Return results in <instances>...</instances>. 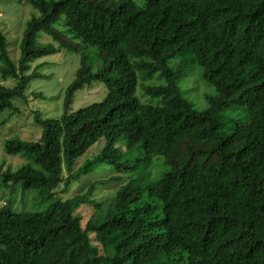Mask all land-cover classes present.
Instances as JSON below:
<instances>
[{"label": "trees", "instance_id": "trees-1", "mask_svg": "<svg viewBox=\"0 0 264 264\" xmlns=\"http://www.w3.org/2000/svg\"><path fill=\"white\" fill-rule=\"evenodd\" d=\"M27 1L16 58L0 26L2 123L52 76L34 60L64 50L77 68L58 117L32 108L37 139L3 141L30 160L0 163V264H264V0ZM191 64L215 89L202 110L179 84ZM95 81L103 98L73 110ZM239 109L245 122L226 119ZM93 171L109 174L63 196ZM17 189L51 202L22 209Z\"/></svg>", "mask_w": 264, "mask_h": 264}, {"label": "rangeland", "instance_id": "rangeland-1", "mask_svg": "<svg viewBox=\"0 0 264 264\" xmlns=\"http://www.w3.org/2000/svg\"><path fill=\"white\" fill-rule=\"evenodd\" d=\"M32 12H34V10L30 7L27 0H0V26L8 31L7 34L9 38L6 36L7 46L13 58L18 56V37L24 27L23 22L30 17ZM40 40L47 41L48 38L41 35ZM76 60V55L61 50L55 54L38 58L31 63L32 66L44 63L39 67V72L41 74H51L52 76L49 79L37 77L29 82L28 88L25 92V99L14 101L15 106L20 109V113L10 116L8 120L3 123L2 120L6 118L10 111L3 110L0 113V163L2 161L5 162L4 169L10 167V169L15 170L21 164L30 160L27 155L6 154L3 149V141L13 137L28 140L27 138L37 139L40 136L41 129L35 124L32 114L33 109L38 107L39 110H42L40 115L44 118H55L61 114L64 89L75 77V71L77 68ZM154 82L155 78L145 83L151 84ZM4 83L12 85L13 81L7 80ZM179 84L184 91V96L192 103L196 110L206 108L207 101L205 96L215 93L213 85L202 78L201 68L196 64L188 66L187 72L179 81ZM39 91H41L42 96H44L43 98L35 96ZM104 95V85L101 82L95 81L91 86L84 87L75 92L72 109L76 110L79 107L99 101ZM141 100L153 103L157 101V99L151 98L150 96H146ZM237 112L238 113L227 111L226 119H237L240 122H245L246 116L243 114L244 111L239 109ZM223 120H225V117H222V121ZM227 124H231V121H228ZM223 129L224 132L228 131L226 128ZM99 148H97V146L91 147L87 155H90L92 152H97ZM83 159L84 158L82 157L78 158L76 165H79ZM161 170L162 167L160 164L155 166L153 168L154 176L160 174ZM108 174L109 172L107 171H103L100 174L93 171L88 175L83 176L77 183L70 185V189L66 194H63V196L77 194L80 191L81 186L85 183H90L95 179L101 180ZM117 187L118 184L116 182L98 185L101 196L111 195L113 190ZM25 193L29 195V198L26 199L24 197L23 201L20 199V189H17V192L13 193L14 198L18 196L17 200L23 203L22 209L29 211H42L45 210L51 202V200H43L37 190L31 189L25 191ZM8 196L9 191L5 185V188H0V205L3 204L4 199ZM92 207L93 206H91V208Z\"/></svg>", "mask_w": 264, "mask_h": 264}]
</instances>
